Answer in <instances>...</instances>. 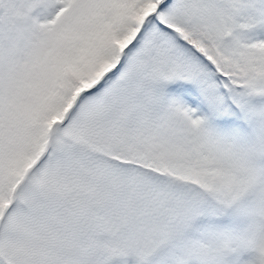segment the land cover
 I'll return each instance as SVG.
<instances>
[{"label":"snow or ice","instance_id":"1","mask_svg":"<svg viewBox=\"0 0 264 264\" xmlns=\"http://www.w3.org/2000/svg\"><path fill=\"white\" fill-rule=\"evenodd\" d=\"M0 264H264V0H0Z\"/></svg>","mask_w":264,"mask_h":264}]
</instances>
